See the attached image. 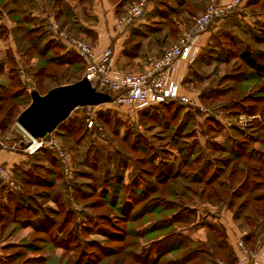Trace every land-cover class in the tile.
Instances as JSON below:
<instances>
[{
	"label": "rangeland",
	"instance_id": "obj_1",
	"mask_svg": "<svg viewBox=\"0 0 264 264\" xmlns=\"http://www.w3.org/2000/svg\"><path fill=\"white\" fill-rule=\"evenodd\" d=\"M51 2L0 0V38L11 30L17 41L19 27L33 25L32 11L41 5V13L54 12ZM148 4L160 9L153 23L158 54L204 7L203 0ZM247 4L250 15L224 20L186 69L181 85L191 105L136 111L109 103L91 109L93 129L86 109H75L56 128L51 136L67 153L68 171L47 148L32 155L38 165L23 183L17 207L35 210V218L22 220L0 208L3 264H232L236 237L248 248L264 240V75L240 60L243 52L264 57V0ZM58 53L46 51L45 57ZM45 57H38V68ZM63 59L70 66L46 64L49 74L35 77L40 94L82 77L74 52ZM18 114L0 111V137H9L6 144L21 153L20 135L10 133ZM66 218L65 230L57 232ZM69 230L71 237L55 245Z\"/></svg>",
	"mask_w": 264,
	"mask_h": 264
},
{
	"label": "crops",
	"instance_id": "obj_2",
	"mask_svg": "<svg viewBox=\"0 0 264 264\" xmlns=\"http://www.w3.org/2000/svg\"><path fill=\"white\" fill-rule=\"evenodd\" d=\"M131 1L58 0V4H54L52 0L53 3H51L55 6L54 12L50 15L41 13V5L38 10L32 11V15L29 18H31L33 25L29 26V24H25V27L23 25L19 27L18 42L13 37L14 33L8 30L2 36V38L5 35L6 37L0 38V111H8V107L11 106L13 108L12 111L20 113L28 106L30 103L28 89L38 85V83L34 82L35 77L49 74L46 64L56 66L57 63H61L65 66H70V63L67 60L63 61V58H65L67 52L75 53V51L67 47L48 30L47 24L50 22L58 23L60 28L67 34L86 41L98 53L109 49L111 51L112 65L115 69L123 73L143 71L148 58L158 57L162 53V51L159 54L155 53L161 44H158L154 38L156 33H154L153 29V23L157 22L158 18H161L160 9L155 10L152 4H148L144 15L140 19L136 20L129 27L123 29L116 28L117 21L124 15ZM248 1L242 0L241 8L230 16L215 20L210 24L209 30L207 29L196 42L198 52L203 40L212 31L218 29L224 20L231 17L234 19V17L242 18L250 15L247 7ZM203 3L204 7L199 9L197 15L205 10L207 0H203ZM46 36L47 41H45ZM53 38L59 42L56 43L57 46H52L55 44L48 42ZM18 50L21 53L18 54ZM51 50H58V55H52L49 58L45 57L46 51L48 54ZM42 56L45 57L43 58L45 65L38 68L39 58ZM81 63L84 70L82 59ZM63 84L67 83L59 85ZM14 94L15 98L12 96ZM5 105L8 107L4 108ZM15 125L16 123L14 122V126H10V133L13 131L18 136L20 135L21 138V130L17 125L15 127ZM16 134H13L11 139H14ZM8 139L9 137L6 136L0 137V164L10 170L13 176L14 187L13 189H9L10 192L2 191L3 189L1 188L4 185L0 182V208L7 211V213H11V210H13L14 214L18 202L23 199L22 190H24L25 186L23 183L31 176L32 166L34 164L36 166L38 163L33 162L36 155H26L22 150L21 153H18L15 146L6 144ZM243 234L244 240L248 242L250 237L249 232L245 231ZM236 239L238 237L234 239V243ZM2 246L4 245H0V247ZM5 251L3 247L0 248V257L4 256Z\"/></svg>",
	"mask_w": 264,
	"mask_h": 264
},
{
	"label": "built area",
	"instance_id": "obj_3",
	"mask_svg": "<svg viewBox=\"0 0 264 264\" xmlns=\"http://www.w3.org/2000/svg\"><path fill=\"white\" fill-rule=\"evenodd\" d=\"M222 1L207 0L205 10L193 18L189 27L175 42L164 49L160 56L148 58L145 69L136 73H123L115 69L109 49L96 52L86 41L76 39L61 30L56 22H50L48 30L83 60V77L97 90L110 94L113 97L112 104L127 105L136 111L169 102L191 105L190 95L182 92L181 80L186 69L198 55L197 40L213 21L230 16L242 4V0ZM147 2L148 0L132 2L117 21L116 28L129 27L140 19L145 13ZM94 107L77 108L87 110L84 116L89 129L97 126L95 115L91 111ZM20 142L24 144L20 145ZM18 144L27 155H33L43 148L49 149L64 165V171L67 173V153L51 135L49 139L34 140L21 130ZM0 182L9 189L14 187L10 170L2 164H0ZM233 254V264H264V240L254 248H248L242 239H236Z\"/></svg>",
	"mask_w": 264,
	"mask_h": 264
},
{
	"label": "water",
	"instance_id": "obj_4",
	"mask_svg": "<svg viewBox=\"0 0 264 264\" xmlns=\"http://www.w3.org/2000/svg\"><path fill=\"white\" fill-rule=\"evenodd\" d=\"M28 94L30 103L18 114L15 123L34 140L49 139L75 109L109 104L113 100L110 94L97 90L84 77L53 87L45 94L30 87Z\"/></svg>",
	"mask_w": 264,
	"mask_h": 264
},
{
	"label": "trees",
	"instance_id": "obj_5",
	"mask_svg": "<svg viewBox=\"0 0 264 264\" xmlns=\"http://www.w3.org/2000/svg\"><path fill=\"white\" fill-rule=\"evenodd\" d=\"M240 60L247 66V67H249L251 70H253L256 74H257V76L258 77H261V76H263L264 75V57H253L252 56V54L251 53H249V52H243L241 55H240ZM63 64H61V63H57L56 64V66H62ZM41 74V73H40ZM37 76V75H36ZM38 76H41V75H38ZM37 76V77H38ZM82 78V77H81ZM80 78V79H81ZM79 79V80H80ZM75 81H78V79H75L74 80V82ZM64 85V84H63ZM33 89H35V90H37L38 92H39V88L36 86V87H32ZM105 92V91H104ZM16 94V93H15ZM15 94L14 95H12L13 96V98H15L16 96H15ZM167 104H169V105H175V104H177L178 105V103H176V102H169V103H162V104H159V105H167ZM177 105H175V106H177ZM180 105V104H179ZM12 109L13 108H11V106L10 107H8V114L12 111ZM144 110V109H143ZM140 111H142V110H140ZM216 146H214V148H215ZM157 169H158V173H157V180H159V181H162V180H164V173L160 170V168H159V165H157ZM145 173H147V172H145ZM143 192H145V191H143ZM31 201V200H30ZM134 201H136V200H134ZM123 214H125V209L123 208ZM35 210H32L30 207H28V206H23V207H16V211H15V217L17 218H22V220H24V219H34L35 218ZM127 214V213H126ZM125 216H127V215H125ZM123 217V216H122ZM124 218V217H123ZM100 220H102V222H106V223H108V225L110 226V227H113V226H117V225H115V223H112L111 221H109L108 220V218L105 216V215H101L100 216V218H99ZM66 221H67V218H66V220L64 219L63 221H62V223L57 227V232H63L64 230H65V223H66ZM87 221H91L92 222V224H95V221L93 220V219H89V220H87ZM115 222V221H114ZM99 230L100 231H104V229H103V226H99ZM72 231V230H71ZM114 235H117V233H115V232H113V231H108V236H114ZM64 236H65V238H63V239H59V240H57L56 242H55V245L56 244H59V243H64V242H66L65 240L67 239V238H69V237H71V233H70V230L69 231H67L66 232V234L64 233ZM30 246V245H29ZM28 246V247H29ZM34 247V246H33ZM6 260H8V259H5V258H3L2 260H0V264H3ZM2 261V262H1ZM233 263H234V261H233ZM232 263V264H233Z\"/></svg>",
	"mask_w": 264,
	"mask_h": 264
}]
</instances>
